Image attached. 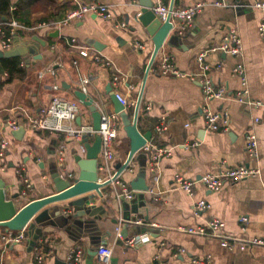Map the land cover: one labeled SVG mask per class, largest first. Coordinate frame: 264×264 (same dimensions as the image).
<instances>
[{
	"label": "crops",
	"instance_id": "obj_1",
	"mask_svg": "<svg viewBox=\"0 0 264 264\" xmlns=\"http://www.w3.org/2000/svg\"><path fill=\"white\" fill-rule=\"evenodd\" d=\"M255 1L10 0L12 19L33 28L46 20H61L77 2L106 5L114 16L113 20L107 21L91 14L64 27L18 31L13 37L10 50L16 52L17 56L13 58L18 59L25 76L8 82V74L6 76L0 70V141L4 136L11 139V146L4 157H0V181L6 186L8 199L20 195L18 210L33 200L55 194L52 174H72L74 180L79 173L77 158L85 155L83 139L31 127V121L42 114L52 98L59 95L75 100L74 91L85 87L84 92L94 99L103 114L115 113L111 93L138 100L154 50L153 37L136 20L143 5L154 4L155 7L161 2L169 7L173 3L174 7L197 4L205 7L188 32L179 34L173 28L146 79L138 130L142 134L152 132L149 144L169 147L173 153L171 157L163 158L152 173L150 154L144 149L130 163L135 173H129L128 169L121 173L131 186L139 173L145 171L150 190L135 192L134 203L125 214L129 220L137 218V221L124 220L120 200L109 185L103 189V197L91 194V203L73 206L74 200L82 198L78 197L45 207L43 210L59 209V217L48 218L49 225L42 227V234L32 250L30 238L21 244L6 245L2 239L6 229L0 227V264H36L39 256L43 257L42 264H66L68 253L75 246L84 250L80 264H95L96 251L104 244L113 248V264H194L195 260L207 264H264V246L245 250L238 246L227 248L218 238L182 231V228L219 219L226 224L225 234L243 238L264 236V105L255 104H264V39L259 33L264 11L255 7ZM118 22H124L126 26L117 27ZM58 29L60 34L55 38L51 30ZM232 29L238 30L242 38L243 55L235 57L216 51L206 57L212 66L209 73L214 86L226 90L223 99L212 100L208 105L213 111L228 110L230 114L228 132L210 131L203 117L207 102L199 82L161 75L159 60L168 54L178 69L201 73L198 55L221 44ZM37 38L46 44L40 45ZM72 39L76 40L77 46ZM79 47L92 48L108 64L81 56ZM238 64L245 69L248 103L236 100V94L244 89L242 78L233 73ZM50 69L53 75L48 72ZM40 74L44 75L42 79ZM114 75L125 81L114 82ZM63 83L71 88L65 89ZM55 85H60L61 89L54 91ZM163 117L168 121V130L158 137L156 126ZM10 121L17 124L16 129H25L23 139L12 134L16 129L8 126ZM92 123L89 108L82 104L75 124ZM251 130L257 135V157L250 156L247 149V135ZM94 141L95 137L89 136V142ZM115 149L112 168L118 174V166L127 162L130 153V139L122 120ZM60 151H63L62 155ZM223 160L231 166L257 168L260 175L234 184L226 183L219 191H210L200 179L204 174L217 171ZM178 173L196 182L194 196L176 185ZM198 200H205L209 207L196 214L194 205ZM92 207L93 213L90 212ZM70 215L75 217L67 222ZM242 217L248 218V222L242 223ZM146 226L158 230L156 236L137 234L139 228ZM118 228L120 234L129 236L128 239L143 235L152 239L131 247L125 243L128 239L118 237Z\"/></svg>",
	"mask_w": 264,
	"mask_h": 264
},
{
	"label": "built area",
	"instance_id": "obj_2",
	"mask_svg": "<svg viewBox=\"0 0 264 264\" xmlns=\"http://www.w3.org/2000/svg\"><path fill=\"white\" fill-rule=\"evenodd\" d=\"M255 7L264 11V0H256ZM205 7L204 4H197L195 6H181V7H169L164 3H159L153 8L154 14L162 21L170 19L173 28L177 30L179 34L188 32L195 24V18L200 14ZM96 15L101 19L111 21L113 20V14L106 5H100L97 3H82L77 2L74 8L67 11L64 18L51 25L48 23H41L33 27H28L24 24H20L16 20L0 21V45L4 51L10 50L13 44V37L18 31H31L43 28L64 27L73 22L81 21L88 15ZM117 27H125L126 23L118 22ZM259 33L264 39V22L261 23ZM72 43L76 44V40L72 39ZM141 48H145L144 45H140ZM80 48V55L87 58H92L96 62L107 63V61L97 54L92 48ZM221 51L230 54L235 57H240L244 52V45L242 38L236 29L230 30V32L224 37L221 44L207 49L201 52L197 57V63L201 68V73H190L178 69L174 63V59L164 54L160 57L159 73L164 76H172L177 78H186L192 81H197L201 85L205 101L207 104L203 109V117L206 128L210 131H229L230 126V114L228 110L213 111L208 105L209 102L215 99H223L226 95V90L223 87L217 88L210 77V71L212 70L211 64L207 63L206 57L210 52ZM218 66V68H220ZM51 75L54 74L53 70L48 71ZM233 73L242 78L244 89L236 94V100L242 103H248V89L246 87V75L245 69L242 64H238ZM7 76V73L5 74ZM44 77L40 74V79ZM114 82H124L125 79L121 76L114 75ZM87 83V81H85ZM60 85L53 86L54 91H59ZM133 89V88H131ZM86 88L84 87V90ZM117 99L125 107L126 110L135 108L137 100H130L127 97H123L119 93H115ZM257 106H262L261 102H255ZM82 104L77 100H68L62 96L56 95L52 98L50 105L43 110L42 114L38 118H34L31 121V127L36 130L63 133L69 138L81 140L85 135L96 137L100 135L102 138V150L99 156V182H110L113 186L116 196L122 201H131L135 197V191L131 188L128 182L124 181L121 174H116L112 168V162L116 156L115 141L118 137L119 129L121 128L120 116L116 113L103 114L102 124L100 130H95L92 125H76V119L81 112ZM150 109V106L147 107ZM258 121V119H256ZM10 128L16 129L17 124L15 122H8ZM168 130V121L163 117L159 124L156 126V134L158 137L164 136ZM247 149L252 157L258 156V140L254 130H251L247 135ZM11 146V139L9 136H4L0 141V157L3 158L5 152ZM145 151L150 154V171L155 173L159 166L160 161L165 157H171L173 149L169 147H158L147 143ZM63 151H60V155ZM128 172L133 174L135 169L131 164L128 166ZM102 174V175H101ZM260 175V170L247 165L231 166L226 160L220 162L217 171L204 174L200 179V182L210 191H219L226 183H238L242 180L257 177ZM69 177L73 178L70 174ZM176 185L188 193L190 196H194V186L196 182L186 178L184 174L178 173L175 176ZM209 205L205 200H198L194 205V212L196 214L204 212L208 209ZM242 223L248 222V218L242 217ZM226 224L219 219H212L209 222L188 228H182V231H186L192 234H199L207 237L218 238L222 246L227 248H234L238 246L241 250H245L252 246H264L263 237H246L231 236L224 233ZM118 237H121L120 228L117 229ZM3 242L6 245H17L26 241V237L23 233H6L2 237ZM152 237L148 235L137 236L125 241L128 246L136 247L140 243L149 242ZM84 250L80 246H75L70 250L66 258V264H80ZM156 259H160V255H156ZM43 257L39 256L36 264H42ZM95 264H113V248L108 245H101L97 249L96 263ZM194 264H207L202 260H195Z\"/></svg>",
	"mask_w": 264,
	"mask_h": 264
},
{
	"label": "water",
	"instance_id": "obj_3",
	"mask_svg": "<svg viewBox=\"0 0 264 264\" xmlns=\"http://www.w3.org/2000/svg\"><path fill=\"white\" fill-rule=\"evenodd\" d=\"M154 4L143 5L142 10L137 14L136 20L140 22L148 31V33L154 39V50L149 63V67L147 69L146 77L143 82L142 90L140 96L137 100V104L134 110V116L131 120L130 114L127 112L125 107L120 103L117 99L115 93H111V99L115 105V113L118 114L122 120L125 131L127 133L128 138L130 139V153L129 158L125 164L118 166V174H121L125 171L130 165L134 156L144 150L145 146L152 139V132H148L146 134L140 133L138 130V116L139 110L143 98L144 87L146 84L147 76L150 72V69L156 62V58L163 47L166 39L168 38L170 32L173 30V25L168 19L167 21H162L159 19L153 12ZM174 7V3L171 8ZM1 21H7V17L0 16ZM54 31L51 34L57 38L60 34V30H51ZM36 42L40 45H45V42H42L40 38L36 39ZM17 56L16 52L13 50H0V59H9ZM63 87L65 89H70L71 86L63 83ZM74 96L76 99L88 107L93 123L92 126L95 130H100L102 124V116L103 112L94 104V99L91 98L87 93L83 90H75ZM25 133V129L19 127L18 129L12 131V134L19 139H23V135ZM82 146L85 152L84 157L78 156L77 163L79 166V173L72 180V177H69L70 174L66 176H62L59 172L52 174L51 180L53 183V191L55 194L47 195L41 199L33 200L26 204L23 208L18 210V200L20 195L16 194L13 196L12 200L7 198L6 186L0 181V227L6 229V233H23L26 238H30V250L34 249L37 245V241L39 240L42 234V227L49 225L46 221L50 217L58 218L59 214H57L59 209L50 208L47 210H43L45 207L58 203L64 200H69L73 198H78L72 202L73 206L79 205L82 202L91 203L90 197L91 194H94V197L97 195L100 197L104 196L103 189L110 185V182L101 183L99 182V156L102 150V138L98 134L95 137V141L93 143L89 142V136L85 135L83 137ZM145 167L144 164L142 166ZM131 188L137 192H147L150 190V187L146 183L145 171H141L138 177L132 181ZM135 199V198H134ZM129 203V204H128ZM134 203L133 200L130 202L122 201L120 207L122 212L124 213V220L129 222H136L137 218L134 220H129L128 216H125L128 207ZM95 209L92 207L90 212ZM62 213V212H61ZM93 213V212H92ZM74 215H70L67 217V222L71 220ZM148 221V217L145 218ZM117 223V220H115ZM39 226V228H37ZM158 230L152 227H144L139 228V233L137 234H151L152 236H156ZM136 234V235H137ZM123 239H128V235L121 233ZM97 255V251H96Z\"/></svg>",
	"mask_w": 264,
	"mask_h": 264
},
{
	"label": "trees",
	"instance_id": "obj_4",
	"mask_svg": "<svg viewBox=\"0 0 264 264\" xmlns=\"http://www.w3.org/2000/svg\"><path fill=\"white\" fill-rule=\"evenodd\" d=\"M72 8H74V7H72ZM72 8H70V9H72ZM0 16L1 17L2 16L7 17L8 21L9 20H16V19H12L13 16L11 13L10 0H0ZM61 20H51V21L46 20L43 22L53 25V24H55ZM16 21L19 22L20 24H24L28 27L31 26V25L25 24L19 20H16ZM0 70L3 73L8 74V79H7L8 82H10L14 79L23 78L25 76L24 68L20 67V62L18 61V59H15V58L2 59L0 61ZM129 113H130V115L133 113V108L131 110H129Z\"/></svg>",
	"mask_w": 264,
	"mask_h": 264
}]
</instances>
